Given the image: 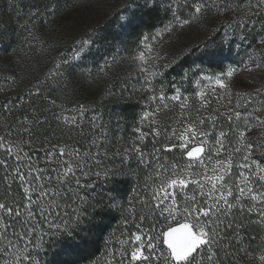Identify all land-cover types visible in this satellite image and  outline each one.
I'll return each instance as SVG.
<instances>
[{
    "label": "snow or ice",
    "instance_id": "6c2138e0",
    "mask_svg": "<svg viewBox=\"0 0 264 264\" xmlns=\"http://www.w3.org/2000/svg\"><path fill=\"white\" fill-rule=\"evenodd\" d=\"M155 4L156 0H145V6ZM181 10L186 11L187 15L182 16ZM166 11L171 12L172 18L163 28L157 30L153 39L164 33L172 34L193 23L213 24L223 17L220 23L229 29H239L242 33L259 29L258 43L264 47V0H169ZM50 14L54 13L50 11ZM148 40L149 37L145 36L144 48L150 54L153 46ZM91 43V38L76 40L72 59H79L81 52ZM145 55V51H141L137 59L144 62ZM113 59L115 60V57ZM155 59H160L159 54ZM249 59L256 69H264V63H255L251 57ZM68 64V59L56 58L52 68L46 73V78L58 87L66 88L65 66ZM105 64L111 68L107 61ZM144 71L147 72L148 69L145 68ZM235 72L236 69L230 67L226 73L214 77L215 84L228 97L229 104H232L234 85L231 80ZM152 75L163 73L153 72ZM187 76L185 73L184 79H187ZM204 79L211 80L213 77L206 76ZM146 90L151 93V100L159 101L167 107L164 101L169 98L165 96L163 87L157 94L156 88L151 86L147 77ZM0 91L8 92L3 89ZM16 95V102L6 95V103L0 105V112L5 115V119L0 121V152L6 154L0 159V168L5 170L6 183L9 175L14 174L13 182L19 181L21 184L25 202H0V256L5 257L4 264H42L40 252L43 250L45 237L59 234L71 236L75 230L74 226L82 221L88 208L96 207V204L90 203V194L87 192V189L93 188L96 179L110 175L124 176L126 173L122 168L114 169L105 163L111 158L108 157L107 151L103 154L99 151L103 148L102 144L93 140L92 145L98 150L92 152L89 148L82 152L79 147H71L67 142L52 143L57 139L55 131L44 137V142L48 145L44 149L45 164L52 167L46 169L34 165L30 155L33 151L32 142L37 138V128L47 123L48 116L42 115V112L33 106L30 97H42L43 91L38 82L28 90L27 96H21L19 93ZM236 95L238 99L228 110L226 117L229 121H236L231 130L236 139L234 146L228 145L231 147L230 152L227 151L224 139H217L212 144L206 142L210 133L201 130L204 119L184 123L179 132L173 129L172 135L180 141L178 147L187 150L189 162L186 168H203V173H186L183 168L177 171V166L173 165L171 175L161 178V183L153 189L151 201H137L140 204L139 214L132 199H128L125 206L115 197H109L108 206L126 212L128 215L125 222L131 221L136 231L132 232L128 239H120L113 245L106 252L102 264H224L229 257L235 260L237 253L247 254L244 237L240 233L243 225L235 224L236 230L231 234L228 230L233 229L235 223L233 209H238L241 213H251L252 208L256 206L252 204L245 208L242 201L246 196L251 202H259L258 215L260 220L264 221V192L255 187L256 184L264 187V141L254 143L247 137V132L254 126H264V117L257 114L264 112V99H261L264 97V88H257L255 93ZM181 96L180 89L176 88L175 95L170 99L179 101L183 112L189 105L188 98L181 99ZM197 96L202 105L208 103L207 94L203 90L198 92ZM25 100L27 104L24 103ZM48 102L50 107L42 111L51 113L52 118L57 121V128L60 129L62 137L81 128L77 116H65L63 105H57L55 99ZM256 104L260 107H256ZM53 108H59L60 111L53 112ZM242 108L244 111H241ZM160 110L158 106L152 115L155 116ZM75 111L83 117L87 107L79 104ZM241 120L243 127L240 126ZM155 134L159 135V132ZM227 135L223 131L219 133L221 138H226ZM193 142L194 146L189 147ZM25 148L29 151H25ZM166 150L170 151L171 148ZM134 151L140 164H151L146 153L138 146ZM222 152L226 154L227 159L217 160L212 168L213 174L208 175L206 161H211L213 155L219 156ZM237 155L241 159L238 167L247 170L249 174L244 175L241 172L243 180L233 186L231 170ZM9 160H13L14 165H10ZM101 168L102 171L94 170ZM49 172L51 174H48ZM163 172L167 174L169 169L163 168ZM192 175H202L203 179H190ZM157 177L160 178L159 171ZM203 181H207V186ZM190 183L196 186L199 197L194 194L178 201L177 190L183 192ZM7 186L11 187L10 184ZM149 218H152V226L145 231L143 225ZM161 220L163 227H160ZM124 235L121 233V236ZM259 262L264 264V254L260 255ZM93 264H101V261L96 260Z\"/></svg>",
    "mask_w": 264,
    "mask_h": 264
},
{
    "label": "trees",
    "instance_id": "16d2710c",
    "mask_svg": "<svg viewBox=\"0 0 264 264\" xmlns=\"http://www.w3.org/2000/svg\"><path fill=\"white\" fill-rule=\"evenodd\" d=\"M94 1L0 0V55L2 54L0 57V89L8 90L7 93L0 91V105L6 103V95H9L13 102L17 101V93L27 96L28 90L39 82L43 96H32L30 99L33 106L40 110L42 115L48 116L47 123L37 128V138L32 142L33 151L30 153L32 163L46 169L52 167V165L45 164L44 149L48 145L44 142V137L55 131L57 139L52 143L67 142L71 147H79L82 152L89 148L92 152L98 150L92 145L93 140L97 144H102L103 148L99 151L101 154L107 151L108 157L111 158L105 163L114 169L122 168L126 173L124 176L110 175L102 176L100 179L93 178L96 179V183L93 188L87 189V192L90 194V203L96 204V207L88 208L82 221L74 226L75 230L71 236L59 234L45 237L43 250L40 252L42 264H93L96 260H100L102 264L106 252L113 245L120 239H128L130 234L136 231L131 221L125 222L128 215L126 212L108 206L109 197H115L125 206H127V200L132 199L139 214L140 204L137 201L145 199L151 201L153 189L161 183V178L171 175V167L173 165L180 167L189 162L186 158L187 150L179 148L180 141L172 135L173 129L179 132L178 128L186 119L187 113L194 116L195 111L200 109L201 117L196 121L205 120L201 130L210 133L206 142L212 144L217 139H224L227 151L230 152L231 147L228 145L234 146L236 139L231 131L236 121H229L226 117L228 110L235 105L238 97L233 105L225 108L221 101L216 105L218 100H215L211 105L212 110L203 112L205 106L198 105L197 88H194L195 73L203 70L224 73L230 67L238 71L247 67L250 57L257 63H264V47L258 43L259 29L250 33H242L235 28L229 29L220 23V19L223 17L209 25L208 22L203 25L193 23L192 25H197L203 32L202 36L194 37L173 55L174 59L178 60L177 66L181 68L180 75L187 73V79H184V75L172 79L171 74L176 73L174 68L166 76L156 77L152 84L154 88L163 87L164 91H172V93L176 88H179L182 93L181 99L186 94L188 95L189 106L180 116L178 115L181 110L180 103L173 102L171 108L168 109L162 106L159 101H150V104L144 107L146 102L137 100V98L120 100L123 99L121 97H125V91L118 90L117 86H110L111 84H108L106 89L102 88L100 80L94 75L96 69H89L88 64H85V67H77L76 64H73L67 68L66 88L58 87L52 80L45 77V62L41 56L36 55V51L30 52V58L33 59H31L30 65L26 63L28 67L14 72L13 67L22 65V61L18 59L23 57V39L26 35V31L23 29L25 27L29 28L28 25L32 22L35 23V19L39 24L49 18L68 13L81 5L94 3ZM168 3L169 0H156L155 6H145V2H141L140 6L136 7L134 12L129 15L126 22H113L103 27L95 40V46L100 49L104 48V51L117 47L126 55L132 50H136L143 34H153L163 28L172 18L171 12L166 11ZM84 7L88 8L89 6ZM50 11L54 14H50ZM181 14L182 16L187 15L184 10H181ZM92 59L93 57H90L87 62ZM11 69L12 71H10ZM259 72L262 74L259 88H264V69H260ZM175 75L179 76L178 73L173 76ZM238 92L244 94L240 90ZM119 93L120 97H118ZM251 93H255V90ZM50 99H55L57 105H63L65 116H77L81 128L62 137L60 129L57 128V121L52 118L51 113L42 111L50 107L48 102ZM24 103L27 104V100ZM79 104H84L87 107L83 117H80L75 111ZM158 106L161 110L155 116L149 115L147 119L143 118L145 109L149 107V110L154 112ZM255 106L260 107L259 104ZM52 111L58 112L60 109L53 108ZM241 111L244 109L242 108ZM257 114L264 117V112ZM4 119V113L0 112V121ZM213 122L215 127H213ZM240 126L243 127V120L240 121ZM157 131L159 135L155 134ZM221 131L228 134L226 138L219 136ZM0 134H2V130H0ZM247 137L254 143L264 141V126H254L251 131L247 132ZM116 144L121 146L119 155H114L116 153L114 145L116 146ZM173 145L176 147H172ZM137 146L146 153L147 159L151 161L150 165L145 166L139 163L137 153L134 151ZM169 148H171L170 151L166 150ZM128 149L133 150L128 152ZM25 151H29V149L25 148ZM4 155L6 154L0 152V159ZM219 156L213 155L211 161H206L208 169H212L217 160L227 159L223 152ZM8 163L14 165L13 160H9ZM240 163V156H235L231 170L233 186L243 180L241 172L244 175L249 174L247 170L238 167ZM163 168H168L169 172L165 174ZM94 170L102 171V168ZM158 171L160 178L157 177ZM13 175H9L6 183L5 170L0 168V202L16 201L23 204L25 201L21 184L19 181L13 182ZM194 178L203 179L202 175H194ZM253 180H255L254 177ZM203 182L207 186V181ZM8 184L11 185L10 188L7 186ZM255 187L264 192V187L259 184H256ZM194 194L199 197L196 186L190 183L183 192L177 190L176 198L178 201H182L186 196L191 197ZM98 201L99 203H97ZM242 202L245 208L255 204V202L249 201L247 196ZM259 207L260 204L253 207L251 213L247 211L241 213L238 209H233L235 223L233 229L228 231L231 234L236 230L235 224L243 225L240 233L244 237L247 254L237 253L235 260L229 257L224 261V264H260L259 257L264 254V221H261L258 215ZM151 222L152 218L145 221L143 225L145 231L152 226ZM160 227H163L162 220ZM121 233L125 235L121 236ZM4 259L5 257L0 256V264H4Z\"/></svg>",
    "mask_w": 264,
    "mask_h": 264
},
{
    "label": "rangeland",
    "instance_id": "374dc122",
    "mask_svg": "<svg viewBox=\"0 0 264 264\" xmlns=\"http://www.w3.org/2000/svg\"><path fill=\"white\" fill-rule=\"evenodd\" d=\"M141 2H145V0H95L94 3L81 5L72 9L68 13L54 18H49L39 24L35 19V23L32 22L28 25L29 28L25 27V29H23L26 31L22 47L23 57L21 56L22 59H18L22 61V65L19 64L16 68L13 67L14 72L28 67L26 66V63H28V65L31 64L30 61H32L31 59L33 58H30V52L32 51H36V55L43 58L46 73L52 68L53 61L56 58L64 57L69 61V64L65 66L66 69L73 64H76L77 67H85L84 65L88 64L87 67H89V69H96L94 71V75L100 80L102 88L104 87L106 89L108 84H111L110 86L115 85L118 90L125 91V97H121L123 99L120 100H132L133 98H137V100L139 99L142 102H146L144 107L147 106V104H150V101L153 102V100L150 99L151 93L146 90V77L151 81L152 86L156 77L166 76L167 73L173 71L174 68L179 76H173L176 74L174 72L171 74L172 79L173 77L183 76L184 73L180 75L181 68L177 66L178 60H175L173 55L175 52L181 50L194 37L199 36L198 38H200L203 32L199 30L197 25L191 24L184 29L174 31L172 34L164 33L156 39H153V37L156 36L157 31L153 34L145 33L141 36L137 49L132 50L127 55L117 47H115V49L111 48L109 51H104V48L100 49L95 46V40L103 27L113 22H126L129 19V15L134 12L136 7L140 6ZM84 6L89 7L85 8ZM145 36L149 37L148 43L153 46L150 54L144 48ZM80 38H91L92 43L88 45L83 52H81L79 59L73 60V48L76 47L75 41ZM141 51H145L146 53L144 62L137 59ZM157 54H159L160 59H155ZM1 56L2 54L0 57ZM90 57H93V59L87 62ZM114 57L115 60L113 59ZM94 59H96V61H93ZM105 61L111 65V68L107 67ZM253 61L257 63L256 60ZM102 68L103 71H101ZM145 68L148 69L147 72L144 71ZM249 69L252 70L249 71ZM10 71H12V69ZM259 71L260 69H256L255 64L250 62L247 67L241 68L234 73L231 80L234 85L232 88L233 96L231 97L232 104L228 103V97L223 93V90L219 89V87L215 84L214 77L221 73L208 70L195 73L194 81H196V83L194 88H197V93L203 90L207 94L208 100L206 105H202L200 98L198 97V105L200 107L205 106L203 112L212 110L211 105L215 100H218V103H215L216 105L221 101L224 108L233 105V102L238 97L236 94H239V90L243 93H251L259 88L262 76ZM153 72H162L163 75L153 76ZM206 76L213 77V79L205 80L204 77ZM156 90L158 94L159 88H156ZM164 92L165 96L169 98L164 101V104L167 105L166 108L170 109L171 103L173 102L180 103L179 101H173L170 99L171 96L175 95V92L172 93V91L166 90ZM118 97H120V93ZM185 97L188 98V95L186 94V96H183L182 99ZM152 113L153 112H151L148 107L144 111V114H147V116L145 115L143 118L147 119L149 115H152ZM195 113L196 114L194 116L187 113V117L183 121L182 125L184 123L196 121L201 117L200 109L196 110ZM181 114L182 112L179 110L178 115L180 116ZM182 125L178 128V130L181 129ZM105 132L108 133V131ZM192 146H194V142L193 145H189V147ZM120 150V144H116V146L114 145V151L116 153H119ZM186 158L188 159L187 156ZM193 163H195V161H193ZM186 165L180 167L176 165L177 171L181 168H183L186 173H203L204 171L203 168H186ZM212 174V169H208V175ZM192 176L190 179H195L194 175ZM255 205L258 206L259 202H255Z\"/></svg>",
    "mask_w": 264,
    "mask_h": 264
}]
</instances>
